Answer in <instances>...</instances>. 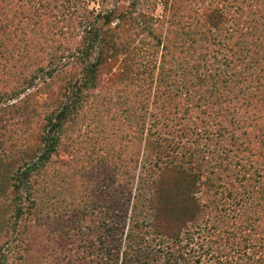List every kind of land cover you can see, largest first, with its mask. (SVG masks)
<instances>
[{"label":"rangeland","instance_id":"374dc122","mask_svg":"<svg viewBox=\"0 0 264 264\" xmlns=\"http://www.w3.org/2000/svg\"><path fill=\"white\" fill-rule=\"evenodd\" d=\"M119 222L264 264V0H0V264H113Z\"/></svg>","mask_w":264,"mask_h":264},{"label":"trees","instance_id":"16d2710c","mask_svg":"<svg viewBox=\"0 0 264 264\" xmlns=\"http://www.w3.org/2000/svg\"><path fill=\"white\" fill-rule=\"evenodd\" d=\"M66 109V108H65ZM63 112H67L63 111ZM57 125V127H56ZM56 127V128H55ZM61 128L60 122L57 124H53L49 130H54ZM53 132V131H52ZM58 137L50 136L46 139V144L42 152L39 154L38 158L35 161H31L26 163L23 169L20 171L18 175L15 176V186L13 192L17 194V191L23 193L26 198L31 196V185H30V177L36 174L45 163L48 162L50 158V154L54 152L55 147L57 145ZM16 199L21 201V196L19 193V198L17 195ZM19 202V201H18ZM25 208L19 204V207L16 210L18 218L22 216ZM122 221V220H121ZM152 225V224H151ZM152 228V226H151ZM118 229L120 231V237L117 241V245L113 249L115 254L113 258V264L117 262L118 264H179L178 259L180 258V253L178 250H174V244L164 245L162 242L158 243L154 250L149 246H144L143 248L140 246L145 244L143 238L131 236L130 234L125 235L124 244L122 242V235L124 233L123 223H118ZM127 243L125 244V242ZM123 244V246L121 245ZM156 248V249H155ZM104 260L106 258L104 257ZM106 264V263H105Z\"/></svg>","mask_w":264,"mask_h":264}]
</instances>
